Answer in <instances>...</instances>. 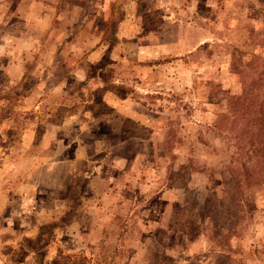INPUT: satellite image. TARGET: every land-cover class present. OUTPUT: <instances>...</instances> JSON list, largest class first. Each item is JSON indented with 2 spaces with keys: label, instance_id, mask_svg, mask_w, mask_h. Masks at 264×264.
Returning a JSON list of instances; mask_svg holds the SVG:
<instances>
[{
  "label": "rangeland",
  "instance_id": "rangeland-1",
  "mask_svg": "<svg viewBox=\"0 0 264 264\" xmlns=\"http://www.w3.org/2000/svg\"><path fill=\"white\" fill-rule=\"evenodd\" d=\"M2 1L0 264H264V158L250 143L264 101V0H131L110 24L80 0H56L58 30L103 33L110 52L79 73L34 66L24 53L42 33L33 31L37 16L26 26L18 0ZM84 10L92 22H80ZM171 20L193 50L173 63L158 56L142 72V43L159 31L173 45ZM18 60L25 72L12 68ZM124 97L137 103L121 109ZM66 107L87 136L70 141L56 126ZM49 133L58 154L46 153L60 160L38 166ZM99 136L92 157L105 164L95 170L86 157ZM102 169L121 183H103Z\"/></svg>",
  "mask_w": 264,
  "mask_h": 264
},
{
  "label": "crops",
  "instance_id": "crops-1",
  "mask_svg": "<svg viewBox=\"0 0 264 264\" xmlns=\"http://www.w3.org/2000/svg\"><path fill=\"white\" fill-rule=\"evenodd\" d=\"M69 1V0H68ZM66 1V2H68ZM4 2V6L7 5L10 0H4L2 1ZM70 2V1H69ZM113 2H116L115 4H112ZM52 5L54 6V8H57V3L56 0H18V9H19V17L22 18L25 22L23 23L26 26H30V16L31 15H36L37 17L35 19H31L32 22L36 25H33L32 27H35L33 29L34 32H38V31H42V33L38 32L39 39L37 40L35 37H37L38 35L35 34L34 36L30 37L31 41H32V46L30 48H28V50L25 51L24 55H33V57H37L36 60L33 61L34 66L36 65H42L45 61H47V64L49 66L48 70H55L53 69V66H62L64 68V70L66 72H75V73H79V72H85L89 70L90 66H94L96 63H98L100 60H102V58L110 53L107 52L106 53V49L103 46L102 43V37H103V33H97L95 31L93 32H88L87 29L85 30V32L83 31L84 28H81L75 32H72L70 34L66 33V32H61L60 30L57 29V20H56V12L52 11ZM82 7V9L87 8V6L92 7V14H100L99 16L101 17L103 22H106L107 24H110V22L112 21V17L114 15H116L117 11L120 12V14L125 10H129V8L131 6H134V4L132 3L131 0H80V5ZM78 5H74V8L79 7ZM113 8V10H112ZM24 9V10H22ZM97 9H102V11H98ZM42 13V14H41ZM128 13V12H127ZM42 15V16H41ZM122 15V14H121ZM128 15H131L130 13L127 14L126 17H128ZM41 17L43 18L42 20L38 21V19H41ZM94 15H90L88 17V15L86 14L85 10L82 11V19L80 20L81 23H85L87 24L89 22V20H91V22L94 20ZM85 20V21H84ZM76 20H74L73 22H75ZM38 22V23H37ZM43 22V24H42ZM172 26V29H170L171 31H168L167 35L172 34V36H174V34L176 33V38L175 39H171V41L173 42V45H171L170 43H168V41L170 40H166V36L164 35L165 32H163L162 34L159 35V31L155 32V37L156 40L155 41H147L146 43H142V45L144 44L147 47V52L145 54L147 55H142V50H140V54L139 57H137V60L139 61L137 66H139L141 68V70H143L142 72L146 73L147 70H150L153 72V68H155L156 63H153L154 59H157L158 56H164L167 58H172L173 60H171V63L174 62V60L179 59L180 56L186 55L188 53H190L194 47L193 44L188 46H185V35L182 33L181 35V31H182V22H180V20L178 21H170L168 23V25ZM184 27V26H183ZM38 31H37V30ZM140 28L138 29V31L140 32ZM169 30V29H167ZM136 32V34H139V36H142V33L140 32ZM28 33V32H27ZM23 35V34H22ZM24 35L26 36H22L23 39L27 38V34L25 33ZM160 36H162V39L160 38ZM18 38L21 40V36H18ZM148 38L150 40H154L153 38V34L148 35ZM38 41L40 42L37 43ZM201 42V41H200ZM148 44V45H147ZM172 46V48H170ZM190 47V48H189ZM8 52L13 53V55L15 56V51H11L8 50ZM23 52V51H22ZM22 54V53H21ZM38 57H41L40 60H38ZM163 58V57H162ZM43 60V62H42ZM23 60H18V61H13V65L12 68L14 70H16L17 72H25L27 70V68L22 67V63ZM170 63V62H168ZM37 70V69H35ZM78 76V74L76 75ZM20 77H18L17 83L19 82ZM112 96V95H109ZM108 96V97H109ZM108 97L105 99V101H107L108 103H110L112 105V97L110 99H108ZM42 101H40L39 103H41ZM85 102V101H82ZM120 105L119 107H122L121 109H124L125 105L127 104H136L133 101H131L129 98H122L119 99L117 101ZM81 104V101L79 102ZM67 111V115L64 116L63 118V124H57L56 126H60V127H64L66 128L65 131V136L66 138L69 140V138H71L70 141H73V139H79L82 136H87L88 135V131H86V129H79L78 131L72 128L71 121H75L73 119L74 116L78 115V112H70L69 107L65 108ZM120 109V108H119ZM119 114H125V118L126 120H130L131 122L135 123L134 120H131L129 116L126 112L124 113H120ZM140 119H136V124L140 125V127H143L141 124L138 123ZM75 126V125H73ZM126 128L123 129H118L117 132H121L124 133L127 132ZM54 129H52L53 131ZM161 130H163L162 128H160L159 130H154L153 132L149 133V134H158L157 132H160ZM68 131V132H67ZM50 138L45 139L44 145L42 146V148L38 151L37 153V162H38V166H43L45 163L51 162L53 160V158H55V155H51L50 152L46 153L48 151V148L53 147L50 150H55L56 151L54 153L57 152L58 154V149L55 145H53L54 143L52 142L54 135L53 133H49ZM84 136V137H85ZM101 136V135H100ZM96 138L97 140L95 141L97 144V148L95 152H89L88 156L86 157V160L88 161H94V166L93 168L95 170H99L98 169V165H101L102 167H104L105 162H102L100 158L97 157L93 158L92 156L94 154H96L97 152L100 151V149L98 148L99 141H102L101 137ZM45 135L44 136H39L38 138L34 139V145H40L41 141H43ZM48 137V136H46ZM136 138H139L138 142L141 144H144L141 138L142 136H135ZM91 138V137H90ZM91 140V139H90ZM148 140V139H146ZM151 140V139H150ZM147 142V141H146ZM33 145V146H34ZM38 146V147H39ZM83 143L79 142V148L78 150L82 151L84 149ZM78 151L77 155H80V152ZM142 152V151H140ZM46 153V154H45ZM152 153V152H151ZM93 154V155H92ZM136 153V154H132V157L134 156H140ZM76 158L73 157L72 159L70 158L69 161H66L64 164L60 163V166L65 167V169H67V167H70V165L68 163H73L74 159ZM142 158V157H141ZM104 159V158H103ZM60 159H55L54 162L52 161V166L53 164H56L55 161H59ZM102 162V163H101ZM91 165V164H90ZM34 166V165H33ZM110 168H112V161H111V165H109ZM108 166V167H109ZM109 173V174H107ZM107 175V176H106ZM102 176V180L103 183L106 180H109V182L112 183H121L116 175L113 174L112 176V171L109 172V169L107 170V172H104V169H102V173L101 171H98L95 174V177H101Z\"/></svg>",
  "mask_w": 264,
  "mask_h": 264
},
{
  "label": "trees",
  "instance_id": "trees-1",
  "mask_svg": "<svg viewBox=\"0 0 264 264\" xmlns=\"http://www.w3.org/2000/svg\"><path fill=\"white\" fill-rule=\"evenodd\" d=\"M241 99V98H240ZM238 101H241L239 100V98H237L234 103H239ZM255 103L251 102V107L254 106ZM257 111L259 112V117H258V120H257V127H256V131L255 133L253 134V141L250 142V143H255V149L256 151L258 152H261V155L263 158H264V101L261 102V103H258L257 104ZM250 110V109H249ZM238 118L239 117H233L234 120L238 121ZM247 144H243V143H240V144H237L236 145V153L238 156L241 155V150L244 149L246 147ZM258 167H254L253 168V171H251L252 174H255L256 172V169ZM253 176V175H252Z\"/></svg>",
  "mask_w": 264,
  "mask_h": 264
}]
</instances>
